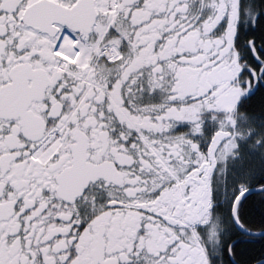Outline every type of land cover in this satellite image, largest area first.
<instances>
[{
	"label": "snow or ice",
	"instance_id": "6c2138e0",
	"mask_svg": "<svg viewBox=\"0 0 264 264\" xmlns=\"http://www.w3.org/2000/svg\"><path fill=\"white\" fill-rule=\"evenodd\" d=\"M0 264H264V0H0Z\"/></svg>",
	"mask_w": 264,
	"mask_h": 264
}]
</instances>
